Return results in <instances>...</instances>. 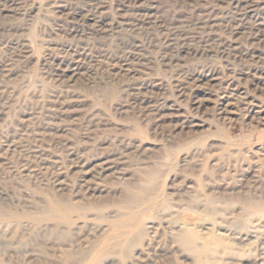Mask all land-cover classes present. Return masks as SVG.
I'll return each instance as SVG.
<instances>
[{
    "label": "rangeland",
    "instance_id": "374dc122",
    "mask_svg": "<svg viewBox=\"0 0 264 264\" xmlns=\"http://www.w3.org/2000/svg\"><path fill=\"white\" fill-rule=\"evenodd\" d=\"M0 264H264V0H0Z\"/></svg>",
    "mask_w": 264,
    "mask_h": 264
},
{
    "label": "bare ground",
    "instance_id": "6f19581e",
    "mask_svg": "<svg viewBox=\"0 0 264 264\" xmlns=\"http://www.w3.org/2000/svg\"><path fill=\"white\" fill-rule=\"evenodd\" d=\"M88 4V3H87ZM249 5V4H248ZM252 6V5H251ZM13 9V8H12ZM107 25V24H106ZM260 25V24H259ZM178 30V29H177ZM111 165V164H110ZM26 171V170H25ZM61 184V183H60ZM68 187V186H67ZM222 234H219L216 238H215V243L218 245V244H220V243H223L224 242V240H223V238H222ZM248 242V241H247ZM215 245V244H214ZM216 246V245H215ZM246 247V246H245ZM214 248V247H213ZM214 250H216V248L214 249ZM213 250V251H214ZM216 252H217V250H216ZM210 257V256H209ZM216 263V262H215Z\"/></svg>",
    "mask_w": 264,
    "mask_h": 264
}]
</instances>
